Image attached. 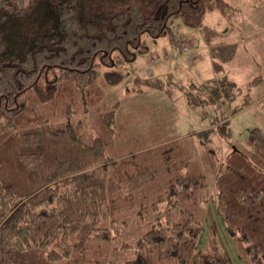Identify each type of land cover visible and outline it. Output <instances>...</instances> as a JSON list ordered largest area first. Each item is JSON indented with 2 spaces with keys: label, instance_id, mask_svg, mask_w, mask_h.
<instances>
[{
  "label": "trees",
  "instance_id": "1",
  "mask_svg": "<svg viewBox=\"0 0 264 264\" xmlns=\"http://www.w3.org/2000/svg\"><path fill=\"white\" fill-rule=\"evenodd\" d=\"M213 1L238 11L228 0H0V264H101L95 247L111 241L137 250L124 264H233L214 221L198 248L212 201L246 263L264 264V130L219 164L213 196L185 138H139L106 100L124 81L112 53L135 57L144 34L171 33L170 57L200 60L174 19L195 30ZM126 213L149 224L133 243Z\"/></svg>",
  "mask_w": 264,
  "mask_h": 264
},
{
  "label": "rangeland",
  "instance_id": "2",
  "mask_svg": "<svg viewBox=\"0 0 264 264\" xmlns=\"http://www.w3.org/2000/svg\"><path fill=\"white\" fill-rule=\"evenodd\" d=\"M228 1L238 9L232 18L217 10L213 1L202 24L195 30L175 16L174 25L189 36L182 43L183 49L192 46L195 40L190 39L199 41L192 50H197L194 58L200 60L193 65L181 57L171 56V59V33L156 38L144 34L143 41L149 48L138 51L131 59L115 50L111 69L122 73L124 81L110 87L106 97L109 104L120 103L118 117L126 114L135 121V125L129 126L134 128V133H139V138H148L153 131L160 133L161 141L164 136L172 140L185 138L205 177V192L213 196L217 194L215 180L219 164L233 146H245L253 128L264 130L261 107L264 82L251 88L245 86L256 76L264 78V0ZM156 51L160 62L152 65L148 57L155 56ZM175 54L180 55L178 51ZM108 68L101 67L102 70ZM247 94L252 97L249 104L245 102ZM134 133L131 134L136 136ZM130 213H126V217ZM204 219L198 248L207 250L210 245V228L214 221L215 237L221 249L228 253L233 264H247L242 252L245 244L227 231L217 201L211 202ZM148 226L147 221L132 213L123 238L133 243ZM114 245L117 242L100 247L97 244L93 258L101 264H124L135 257V248H115Z\"/></svg>",
  "mask_w": 264,
  "mask_h": 264
},
{
  "label": "crops",
  "instance_id": "3",
  "mask_svg": "<svg viewBox=\"0 0 264 264\" xmlns=\"http://www.w3.org/2000/svg\"><path fill=\"white\" fill-rule=\"evenodd\" d=\"M180 66V65H179Z\"/></svg>",
  "mask_w": 264,
  "mask_h": 264
}]
</instances>
